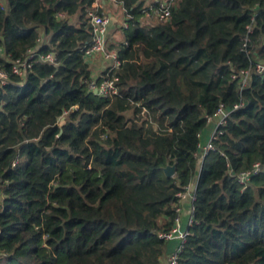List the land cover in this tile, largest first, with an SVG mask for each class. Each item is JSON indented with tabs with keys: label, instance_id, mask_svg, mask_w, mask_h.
<instances>
[{
	"label": "trees",
	"instance_id": "obj_1",
	"mask_svg": "<svg viewBox=\"0 0 264 264\" xmlns=\"http://www.w3.org/2000/svg\"><path fill=\"white\" fill-rule=\"evenodd\" d=\"M95 1L0 0V264H164L159 234L194 182L177 264H264V0H173L166 20L115 0L119 63L96 78ZM110 77L116 93L90 87Z\"/></svg>",
	"mask_w": 264,
	"mask_h": 264
},
{
	"label": "built area",
	"instance_id": "obj_2",
	"mask_svg": "<svg viewBox=\"0 0 264 264\" xmlns=\"http://www.w3.org/2000/svg\"><path fill=\"white\" fill-rule=\"evenodd\" d=\"M172 2L173 0H152V2L147 5L148 7H151L152 3L155 4V7L153 6L154 7L153 11L155 12L156 16L160 20H166L170 15L169 7ZM88 17L92 30V39L90 44L83 49L84 56L88 61L92 59L95 55H101L103 58L111 59L110 62L111 65L109 67L110 69H113L114 67H116V65H118L119 61L117 59L115 51L108 50L106 48L107 46L106 32L109 24V16L103 13L102 14L98 13L94 8H92L91 10L88 11ZM41 59L42 61H46L49 63H54L56 61L54 55L51 53H46L42 55ZM27 66L28 64L26 63V60H17L12 64V72L17 75H23L25 73ZM256 70L257 72L263 74L264 65L260 62L257 63ZM245 77H243V83L245 81ZM5 79H6L5 72L3 70H0L1 83H3ZM115 80H116L115 77H110L101 81L99 85L96 84L95 80H92L90 87L93 90L96 89L97 92L103 95H109L117 92L114 85ZM235 107H237V105H235ZM227 115H228V111H226L223 107H219L218 110L215 112L214 116L208 118V122L213 119H216V124L210 135L209 140L204 145H201L199 147L198 156L200 160L203 158V156H205L208 153L210 149L213 148L211 141L217 137L218 133L220 132L218 128L219 126L225 123ZM259 169L260 167L256 164L252 170L241 172L240 175L238 176L239 182L246 183L248 181V178L251 175L256 174L259 171ZM194 188H195V182L191 184L185 191L178 192L176 194L177 204L175 207V211L177 214L175 217L174 226L172 227L171 230L159 234L161 238L167 241L173 238H177L179 240V244L177 245V247L167 257L168 264H177L178 253L180 252L182 243L184 242L186 235L188 234V230H187L188 226L193 222L192 211H193V200L195 198L193 192ZM185 195H188L189 197V200L191 202V208H190V215L187 220V229L185 231H181L179 229L181 200Z\"/></svg>",
	"mask_w": 264,
	"mask_h": 264
},
{
	"label": "crops",
	"instance_id": "obj_3",
	"mask_svg": "<svg viewBox=\"0 0 264 264\" xmlns=\"http://www.w3.org/2000/svg\"><path fill=\"white\" fill-rule=\"evenodd\" d=\"M145 5L150 4L152 0H144ZM93 8L96 11H100L102 14L109 16V24L106 32L107 43L114 40H120L121 33L119 26L124 22V11L122 7L115 0H97L93 3ZM111 59L103 58L101 55H95L89 60L90 67L93 76L96 78L100 73L111 65ZM216 119H213L207 123V128L201 132V145H204L210 138V135L215 127ZM191 202L188 195H185L181 200V213H180V223L179 229L185 231L187 229V220L190 215ZM179 240L173 238L168 240V251L165 257L164 264L167 262L168 255L177 247Z\"/></svg>",
	"mask_w": 264,
	"mask_h": 264
},
{
	"label": "water",
	"instance_id": "obj_4",
	"mask_svg": "<svg viewBox=\"0 0 264 264\" xmlns=\"http://www.w3.org/2000/svg\"><path fill=\"white\" fill-rule=\"evenodd\" d=\"M94 92H97V90L95 89ZM63 121H61L60 123V127L62 126ZM62 132V130H60V133ZM174 170H175V165H167L164 168L165 174L167 176H172L174 174Z\"/></svg>",
	"mask_w": 264,
	"mask_h": 264
},
{
	"label": "rangeland",
	"instance_id": "obj_5",
	"mask_svg": "<svg viewBox=\"0 0 264 264\" xmlns=\"http://www.w3.org/2000/svg\"><path fill=\"white\" fill-rule=\"evenodd\" d=\"M205 128H207V126H206ZM205 128H204V129H205ZM204 129H203V130H204Z\"/></svg>",
	"mask_w": 264,
	"mask_h": 264
}]
</instances>
